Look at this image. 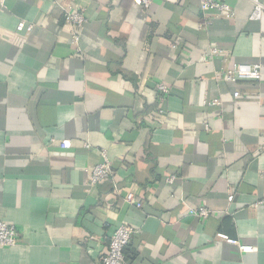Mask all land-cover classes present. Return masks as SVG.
I'll list each match as a JSON object with an SVG mask.
<instances>
[{"label": "crops", "instance_id": "crops-1", "mask_svg": "<svg viewBox=\"0 0 264 264\" xmlns=\"http://www.w3.org/2000/svg\"><path fill=\"white\" fill-rule=\"evenodd\" d=\"M52 1L0 0V221L20 231L0 264H102L123 223L129 264H264V0L207 25L200 0H61L77 42ZM213 47L261 80H225Z\"/></svg>", "mask_w": 264, "mask_h": 264}, {"label": "built area", "instance_id": "built-area-1", "mask_svg": "<svg viewBox=\"0 0 264 264\" xmlns=\"http://www.w3.org/2000/svg\"><path fill=\"white\" fill-rule=\"evenodd\" d=\"M54 5L62 8L63 16L66 23L70 26L75 42L79 39V32L86 23V15L83 10L77 9L73 6H66L61 0H53ZM141 4L148 8L152 0H140ZM201 10L205 15V25L210 24L212 16H222L230 18L234 15L233 7L227 0H200ZM263 4L257 2L256 7L252 13L253 18L261 17ZM223 56L231 63V70L222 74L225 80L236 82L243 80L259 81L262 78L261 66L258 64L231 62L229 55L221 48L213 47L210 50V57ZM159 90L162 93H168L169 88L165 84L159 85ZM235 97L239 96V92L234 93ZM218 101L209 102L210 104H217ZM264 138V135H263ZM62 149L70 148L71 143L68 140H63L60 143ZM103 161L96 165L90 171V184L95 185L103 179L109 177L113 173L111 160L107 153L102 151ZM116 188V187H115ZM232 199V196L229 197ZM126 202L142 207V202L136 199L135 194L131 191L126 195ZM264 203V198L260 200ZM192 215L206 219L209 215V210L205 207L191 210ZM133 228L128 224H121L115 231L108 245L107 252L102 257V264H129L125 256V248L130 244L133 235ZM20 237V231L15 225H10L0 221V247L14 246ZM242 251L249 252L252 250L250 245H240Z\"/></svg>", "mask_w": 264, "mask_h": 264}]
</instances>
